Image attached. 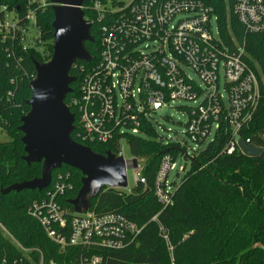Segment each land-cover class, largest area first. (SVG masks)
<instances>
[{"label":"trees","instance_id":"1","mask_svg":"<svg viewBox=\"0 0 264 264\" xmlns=\"http://www.w3.org/2000/svg\"><path fill=\"white\" fill-rule=\"evenodd\" d=\"M116 5L119 0H91L83 4L85 19L91 23L93 42H86L85 49L92 60H77L70 76L75 78L66 96L65 104L75 116L72 139L90 147L93 152L106 155L121 153V135L109 143H86L79 137L81 131L79 111L71 105L80 94L82 80L93 63L99 59L101 27L94 3ZM221 32L230 39L233 30L245 38V61L259 78L261 99L249 123L240 133L242 139L250 140L264 149V34H246L235 17L229 18L225 0H217ZM27 0H0L1 8L7 7L21 20L26 14ZM53 7L38 12L36 26L40 31V43L24 50L20 33L7 38L0 32V115L11 123L0 126L7 129L11 140L0 142V223L26 248L40 249L46 262L71 264L85 250L69 247L61 251L53 243L40 223L29 215V207L35 201L48 199L60 175L70 189L58 198V203L74 212L70 200L81 190L83 174L63 166L53 171L52 184L45 190H5L16 184L42 177V163L28 164L22 141L25 134L19 114L31 111L28 102L32 99V82L36 80V63L51 61L54 54ZM25 23V22H24ZM85 71H82L81 68ZM24 104L25 107L22 105ZM27 116V115H26ZM25 116H23L24 118ZM22 118V117H21ZM5 119V120H6ZM15 119L20 127H14ZM140 135L125 134L130 154L138 160L146 159L142 176L146 184L136 182L130 191L104 187L91 199V211L97 214L119 212L130 220L145 225V230L136 244L121 251H103L110 264H172L167 245L159 237L158 225L152 218L158 213L160 221L170 231L174 247V264H264V154L248 158L240 150L229 155L224 152L231 139L227 127L222 126L215 139L192 159V167L186 173L174 194V203L163 208L154 193V184L163 155L171 154L176 160L181 147H166L151 120L138 117ZM0 256L20 259L21 252L0 231Z\"/></svg>","mask_w":264,"mask_h":264},{"label":"built area","instance_id":"2","mask_svg":"<svg viewBox=\"0 0 264 264\" xmlns=\"http://www.w3.org/2000/svg\"><path fill=\"white\" fill-rule=\"evenodd\" d=\"M225 2L227 11L246 34H264V0ZM217 3V0L94 3L98 23H102L99 59L86 70L80 94L71 101L79 111V137L83 142L106 144L121 135L118 156L130 161L123 155L127 145L125 134H140L138 117L143 115L151 120V114L169 102L185 100L194 104L187 107L188 135L192 142L204 144L212 136L213 141L225 126L231 139L224 152L231 155L240 150V133L260 103V84L257 73L244 59L245 45L238 46L232 38H223ZM52 5L48 0H27L24 20L7 7L1 8L0 32L5 38L8 34L15 38L20 33L24 50L36 47L41 42L36 26L38 12ZM145 43L151 44L143 47ZM81 70L85 71L83 67ZM245 142L251 144L250 140ZM174 168L173 156L163 155L154 184L155 196L163 208L174 203L175 189L168 180ZM63 179L62 175L58 177L48 199L31 204L29 215L62 252L69 247L85 250L71 264H110L101 252L125 250L138 242L146 226L119 212L97 214L89 209L78 213L63 208L58 198L71 188ZM138 181L146 184L143 176ZM160 215L154 216L152 222L158 225L159 237L167 245L174 264L170 231L160 221ZM0 231L13 241L1 223ZM24 252L20 259L0 256V264H57L45 262L39 251Z\"/></svg>","mask_w":264,"mask_h":264},{"label":"water","instance_id":"3","mask_svg":"<svg viewBox=\"0 0 264 264\" xmlns=\"http://www.w3.org/2000/svg\"><path fill=\"white\" fill-rule=\"evenodd\" d=\"M55 21L54 55L47 64L36 63L37 79L32 82L30 113L22 118L20 127L25 134L28 164L42 163V177L16 184L6 192L22 190H45L52 184V173L68 166L83 174V186L76 199L70 200L74 211L82 213L91 208V199L96 198L104 187L127 190L128 171H137V158L126 161L124 157L108 152L100 155L90 147L75 142V116L65 104L66 96L72 92L70 85L75 78L70 71L77 60H92L85 49L86 42H93L91 23L86 21L83 4L90 0H53ZM238 147L248 158H259L264 149L255 144L238 140Z\"/></svg>","mask_w":264,"mask_h":264},{"label":"rangeland","instance_id":"4","mask_svg":"<svg viewBox=\"0 0 264 264\" xmlns=\"http://www.w3.org/2000/svg\"><path fill=\"white\" fill-rule=\"evenodd\" d=\"M48 1L49 3L53 4L51 7H54L55 5L54 1L53 0H48ZM121 1L124 2L125 4H129L131 2V0H121ZM227 14L230 15V16L228 15L229 18L233 16V14L231 12L229 13V11H227ZM32 34H35V33L32 32ZM230 36L238 46H243V44L245 45V38L243 39L242 37H239L237 33L233 32V30L230 31ZM223 38H226V37L223 35ZM148 44H151V43H145L143 47H147ZM49 62L50 61L45 60L44 63L42 64H47ZM188 73L194 80L198 82V84H202L199 77L194 72L188 70ZM221 85H222L221 90L224 91V78L222 74H221ZM116 90H117L118 99L119 101L122 102L121 92L118 86ZM22 105L25 107L24 104ZM180 106H182V108H179ZM188 106H194V104L189 101H185V100H175V101L169 102V104L166 105L162 110L151 114V122L153 123V125L155 126L159 134L158 139L162 140L164 146L170 147V148L174 146L181 147V152L178 154L177 159L176 160L174 159L175 168L171 171L169 178H168L170 185L175 190L177 186L181 183L186 173L191 169L192 159L194 155L197 152L204 150L209 145V143H211V140L213 138L212 136L211 139L204 144H196L191 141L188 135V122H189V114L187 113ZM26 115L28 114L21 108V112L18 115L20 120L23 118V116H26ZM0 118L3 119L2 123L5 125H8L11 123V120L9 121L5 117H2V115H0ZM4 126H0V142H7L11 140V136L9 135L10 133H8L7 129H5ZM13 126L15 128L20 127L16 119H15V124ZM140 133L142 134V132ZM142 135L145 136L144 134ZM123 155L125 156L127 160L134 159L131 156L127 145H124ZM138 162L141 167L139 170L134 172L132 169H130L128 171L129 188L127 189V191H130L131 188L137 182L138 178L142 176V169L145 166L147 160L141 159V160H138ZM12 243L21 252L22 255L25 253L24 250L27 251L26 253H29L32 251H34L35 253H38L39 251L40 254L43 255L40 249L26 248L20 242H18L14 237H13ZM33 257H36V256L33 254Z\"/></svg>","mask_w":264,"mask_h":264}]
</instances>
